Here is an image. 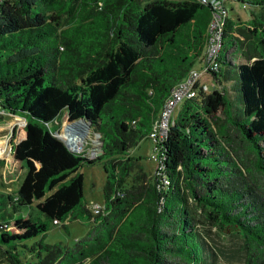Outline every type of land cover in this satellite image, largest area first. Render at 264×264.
Instances as JSON below:
<instances>
[{
	"label": "trees",
	"instance_id": "trees-1",
	"mask_svg": "<svg viewBox=\"0 0 264 264\" xmlns=\"http://www.w3.org/2000/svg\"><path fill=\"white\" fill-rule=\"evenodd\" d=\"M220 1L213 86L183 99L160 143L150 140L160 156L150 176L140 166L129 174V151L148 138L169 88L198 64L208 7L197 0L0 3V108L24 120L12 152L24 170L0 203L33 206L53 225L88 223L70 245L25 244L47 224L0 214L6 264H264V0H234L258 6L246 20ZM63 112L84 121L77 152L53 134ZM95 161L105 180L102 211L93 214L78 168ZM195 211L243 240L240 260L215 258Z\"/></svg>",
	"mask_w": 264,
	"mask_h": 264
},
{
	"label": "rangeland",
	"instance_id": "rangeland-1",
	"mask_svg": "<svg viewBox=\"0 0 264 264\" xmlns=\"http://www.w3.org/2000/svg\"><path fill=\"white\" fill-rule=\"evenodd\" d=\"M228 5L232 6V10L238 15L241 20H246L249 17V12L256 13L258 6L248 5V7L242 6L240 2L230 0ZM220 55H224V50H220ZM232 61L245 60L241 56L232 55ZM207 91L211 89L210 79H206ZM181 101H179L171 115V119L176 115ZM67 118L64 113L58 115L53 122V132L60 139L64 140L65 135L63 133L66 130ZM7 125L3 130L1 129ZM77 130L83 131L85 129L84 124H75ZM13 128V131H11ZM24 132V120L18 119L15 116L6 114L5 120L0 119V139L2 144L0 145V193H6L11 189H15L23 170H20L19 162L12 157L13 145L16 141L23 137ZM11 133V136L9 137ZM152 150V142L143 137L136 145H134L129 155L133 158V163L129 168V174H132L138 166H140L147 175H151L156 169V163L150 158ZM78 171L82 174V191L83 201L85 205L90 209L93 204L102 205V192L101 186L105 180V172L103 171V165L101 161H95L92 164H82ZM129 177V176H128ZM127 177L126 180L129 178ZM1 198V196H0ZM0 214H2L8 221L21 216L29 217L35 221L38 219L47 224L43 234L37 235L33 238L24 240L23 243L29 244L32 240H38L39 238L46 243L59 242L61 244L70 245L76 238L83 235L88 227L87 221L81 217L64 222V226L61 224H51L50 221L45 218L35 207L33 206H18L13 210L8 204L0 203ZM195 216L199 221L197 226L199 230L205 235L210 244L212 245L215 253V258L219 261H231L236 262L240 260L243 251V240L233 234H227L219 230L216 226L206 224L201 220V215L195 211ZM0 264H6L4 258L0 257Z\"/></svg>",
	"mask_w": 264,
	"mask_h": 264
},
{
	"label": "built area",
	"instance_id": "built-area-1",
	"mask_svg": "<svg viewBox=\"0 0 264 264\" xmlns=\"http://www.w3.org/2000/svg\"><path fill=\"white\" fill-rule=\"evenodd\" d=\"M2 1L3 0H0V3H2ZM197 1L206 5L209 9V19L206 26L204 46L198 64L193 68H190L178 82L169 88L167 96L158 110L157 117L151 123L147 135L149 140L156 144L160 143L168 126L172 123L171 115L175 105L185 98L196 96L198 90L206 92L208 88L206 82L207 78L210 79V84L213 86L209 72L216 67L220 48V36L225 18V8L220 0ZM0 111L3 112L4 110L0 108ZM63 113L66 115L65 112ZM76 121L77 120H67L68 127H66V130L63 133V135H65L63 136L64 140L59 138L69 150L74 152L80 150L81 143L85 139V130H77L75 124H79V122ZM53 134L56 136L55 132H53ZM152 150L153 153L150 158L155 161L156 169H158L160 167V156L159 153L155 151L154 146L152 147ZM95 155L96 153L94 152L90 154V156ZM99 211H102V205L93 204L90 207V212L93 214H96Z\"/></svg>",
	"mask_w": 264,
	"mask_h": 264
},
{
	"label": "water",
	"instance_id": "water-1",
	"mask_svg": "<svg viewBox=\"0 0 264 264\" xmlns=\"http://www.w3.org/2000/svg\"><path fill=\"white\" fill-rule=\"evenodd\" d=\"M4 113H6L7 115H10V116H15L16 118H22L20 116H17L15 114H11V113H8L7 111H3ZM23 119V118H22ZM77 121L76 122H79L80 124L84 123L83 119H76ZM82 122V123H81ZM23 135H24V132H23Z\"/></svg>",
	"mask_w": 264,
	"mask_h": 264
},
{
	"label": "crops",
	"instance_id": "crops-1",
	"mask_svg": "<svg viewBox=\"0 0 264 264\" xmlns=\"http://www.w3.org/2000/svg\"><path fill=\"white\" fill-rule=\"evenodd\" d=\"M230 8H231V10H232V6H230ZM232 12H233V15H234V16H238L233 10H232ZM227 57L230 58V59L232 60V56H231V55H227ZM238 62H242V61H238ZM0 119L5 120V117L0 116ZM6 127H7V125H5L4 127H2L1 129L3 130V129L6 128Z\"/></svg>",
	"mask_w": 264,
	"mask_h": 264
},
{
	"label": "bare ground",
	"instance_id": "bare-ground-1",
	"mask_svg": "<svg viewBox=\"0 0 264 264\" xmlns=\"http://www.w3.org/2000/svg\"><path fill=\"white\" fill-rule=\"evenodd\" d=\"M0 113H4V112H1V111H0ZM18 119H20V118H18ZM1 144H2V141H1V139H0V145H1Z\"/></svg>",
	"mask_w": 264,
	"mask_h": 264
}]
</instances>
